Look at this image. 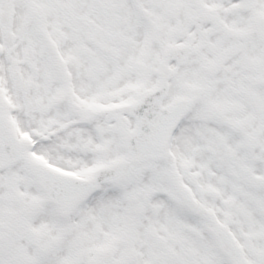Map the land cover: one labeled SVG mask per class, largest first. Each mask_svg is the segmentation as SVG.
Wrapping results in <instances>:
<instances>
[{"label": "snow or ice", "instance_id": "1", "mask_svg": "<svg viewBox=\"0 0 264 264\" xmlns=\"http://www.w3.org/2000/svg\"><path fill=\"white\" fill-rule=\"evenodd\" d=\"M0 264H264V0H0Z\"/></svg>", "mask_w": 264, "mask_h": 264}]
</instances>
